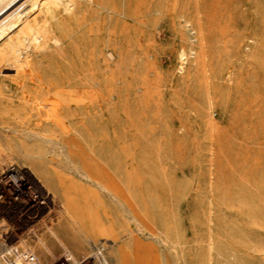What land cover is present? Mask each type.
Returning <instances> with one entry per match:
<instances>
[{"label":"rangeland","instance_id":"1","mask_svg":"<svg viewBox=\"0 0 264 264\" xmlns=\"http://www.w3.org/2000/svg\"><path fill=\"white\" fill-rule=\"evenodd\" d=\"M69 1L0 46V167L94 217L73 257L264 264V0Z\"/></svg>","mask_w":264,"mask_h":264},{"label":"bare ground","instance_id":"2","mask_svg":"<svg viewBox=\"0 0 264 264\" xmlns=\"http://www.w3.org/2000/svg\"><path fill=\"white\" fill-rule=\"evenodd\" d=\"M40 2H41V0H0V46L2 43H5V42H7V45L10 43H14L15 39L13 37H14L15 32L17 30H19V32L21 30H24L26 32H30L31 18L34 14H36L35 12L39 7ZM59 4H61L70 15L73 14V12L75 11V4L72 1L59 0ZM115 10H117V9H115ZM37 37H38L37 38L38 44L41 45L42 44L41 36H37ZM55 43L59 44V40L57 38H55ZM2 57H4L3 59H5L6 61L10 60V55H9L8 49H7V51H4L2 53ZM110 57H113V55H110ZM0 122L2 123V126L5 128L6 122H5V117H3V115H0ZM3 127H2V129H3ZM89 128H90V126H89ZM35 135H37V137L41 136L40 134H35ZM20 137H21V135H20ZM26 137H28V136L26 135ZM41 137L48 139V140L50 139V137H48V136H41ZM39 139H40V137H39ZM27 141H29V140H27ZM51 145H52V143H51ZM53 147H54V144H53ZM50 149H52V147H50ZM57 151H58V149L56 150V152ZM96 151H97V149H93L94 153H96ZM3 153L4 152H3L2 147L0 145V158H1V154H3ZM54 156H55V154H54ZM64 156H66V155H64ZM38 160H39V158H38ZM60 161L63 162L64 160L60 159ZM36 164H37V161H36ZM5 166L6 165H3L0 168H3ZM63 166L64 165H62V167ZM67 167H69V166H67ZM89 172L90 171L87 170L86 176L88 178H92L89 175ZM33 173L35 174V172H33ZM77 176H79V175H77ZM43 184L46 188V191L49 194H52L48 184L47 183H43ZM53 211H54V215L56 216L54 218V221H55L54 223L52 222V215L50 214ZM93 220H94V217H92L90 214H88L87 216H78L77 214L71 215L69 212V208L67 206H65L64 204H60V203L56 202L52 205V208L49 210V212L43 216V218H41L39 220H34L32 223L24 224V231L21 234H12V233H7V232H6V234H8L10 236V241L12 243L18 244L22 247L30 248L37 255L38 258L41 256L42 253H44L46 255H54L56 250H60L62 252H65V254L67 253L69 255H72L71 248L72 249H79V247L82 245L81 238L86 239V237H87V236L83 235L85 233V229L87 227L91 226ZM5 231L6 230L2 231V224L0 222V236H1V234H5ZM68 232L70 234L69 235L70 243L65 242V240H64V237L67 236ZM93 243H91L90 247L92 246ZM39 260H40V258H39ZM40 263L42 264L41 261H40Z\"/></svg>","mask_w":264,"mask_h":264},{"label":"built area","instance_id":"3","mask_svg":"<svg viewBox=\"0 0 264 264\" xmlns=\"http://www.w3.org/2000/svg\"><path fill=\"white\" fill-rule=\"evenodd\" d=\"M52 200L36 180L18 165L0 168V264H41L27 247L10 241L7 233L19 234L24 224L43 218L51 209ZM51 264H113L108 256V244L93 243L82 257L65 254Z\"/></svg>","mask_w":264,"mask_h":264}]
</instances>
